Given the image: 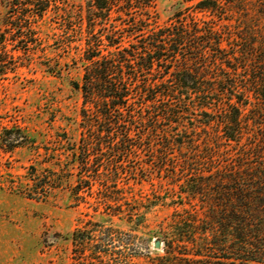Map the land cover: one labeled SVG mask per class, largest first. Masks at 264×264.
I'll return each mask as SVG.
<instances>
[{
	"label": "trees",
	"instance_id": "obj_1",
	"mask_svg": "<svg viewBox=\"0 0 264 264\" xmlns=\"http://www.w3.org/2000/svg\"><path fill=\"white\" fill-rule=\"evenodd\" d=\"M155 3L84 0L79 7H68L67 0H0L7 10L0 26V87L21 67L17 60L23 55L44 52L37 28L52 14L63 19L65 40L69 46L77 43L80 51L82 79L72 87L82 98L81 137L67 148L69 158L59 175L49 171L32 187L33 195L46 198L48 191L76 176L70 189L81 201L95 192L94 185L99 186L93 209L100 220L89 216L72 234L78 264H131L130 258L138 255L137 249L130 253L113 220L136 216L132 232L143 224L148 206L128 202L119 184L124 177L138 181L146 177L142 175L151 164L130 169L126 164L140 159L147 143L152 145L163 133L161 149H176L181 156L186 149L196 156L203 140H198L199 134L204 133L210 143L209 130L215 129L224 142L238 143L244 130L242 112L252 99L264 98V58L259 60L262 52H257L256 43L245 49L239 45L231 53L230 39L214 27V21L197 17L210 13L225 19L223 6L201 0L183 6L166 25H159L153 15ZM251 59L257 66L248 65ZM245 71L248 76L232 78ZM163 123L166 130L159 127ZM29 141L20 128L0 132L4 151ZM165 155H160V173L169 172ZM183 171L190 177L181 188L188 198L198 197L208 205L210 220L199 223L194 214L178 213L168 232L156 236L163 243V255L152 257L147 251L151 264L263 262L264 178L214 172L207 182L192 179L196 168ZM132 237L138 240L137 235Z\"/></svg>",
	"mask_w": 264,
	"mask_h": 264
},
{
	"label": "rangeland",
	"instance_id": "obj_2",
	"mask_svg": "<svg viewBox=\"0 0 264 264\" xmlns=\"http://www.w3.org/2000/svg\"><path fill=\"white\" fill-rule=\"evenodd\" d=\"M199 1L156 0L153 15L159 25H166L183 6ZM213 1L224 7L225 19L210 13H198L197 17L205 22L214 21V27L230 39L231 53L237 52L239 45L245 49L254 42L257 52H262L259 60V56L264 58V0ZM83 3L84 0H67L68 7ZM6 12L5 5H0V26ZM62 21L52 14L39 22L37 31L44 52L33 50L30 55H23L17 60L21 67L9 74L0 87V132L20 128L30 140L27 146L12 152L0 149V264H78L72 234L89 216L100 220L94 216L93 209L100 197L99 186L94 185L92 195H84V200L77 201L70 189L76 176L48 191L46 198L33 195L34 181L50 175L49 171L59 175L69 158L67 148L81 137L82 98L72 87L82 79L80 51L76 49L77 43L69 46L65 40ZM241 39L247 44L241 43ZM248 65L257 66V62L251 59ZM248 75L249 71H245L232 78L239 80ZM241 119L244 130L238 143L224 142L218 138L217 129L209 130L210 143L204 133L199 134L198 140H203L195 150L196 156L186 149L181 156L176 149L167 152L159 147L163 135L160 133L152 145L147 143V152L140 159L133 158L126 164V169L140 167L144 162L151 164L141 181L128 176L119 184L128 202L140 201L148 206L139 231H131L138 220L136 216L131 219L126 214L113 220L130 253L138 250V255L130 258L131 264H151L147 259L149 250L152 257L163 255V243L156 236H161L160 231L168 232L178 213L194 214L199 223L210 220L208 205L198 197L188 198L181 188L190 177L183 169L196 168L193 180H205L214 172L216 176L237 172L264 178V98L252 99ZM159 127L167 128L165 123ZM162 153L166 154L169 172H158ZM185 157L190 160L184 161ZM135 235L138 240H132ZM126 240H131V245ZM155 241L161 243L160 249L155 248ZM247 264H264V261Z\"/></svg>",
	"mask_w": 264,
	"mask_h": 264
},
{
	"label": "water",
	"instance_id": "obj_3",
	"mask_svg": "<svg viewBox=\"0 0 264 264\" xmlns=\"http://www.w3.org/2000/svg\"><path fill=\"white\" fill-rule=\"evenodd\" d=\"M154 246L156 249H160L162 245L159 241H155Z\"/></svg>",
	"mask_w": 264,
	"mask_h": 264
}]
</instances>
